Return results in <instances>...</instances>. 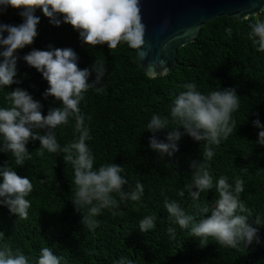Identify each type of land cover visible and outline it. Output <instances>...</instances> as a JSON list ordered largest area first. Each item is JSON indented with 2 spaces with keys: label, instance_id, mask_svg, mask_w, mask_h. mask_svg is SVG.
<instances>
[{
  "label": "trees",
  "instance_id": "16d2710c",
  "mask_svg": "<svg viewBox=\"0 0 264 264\" xmlns=\"http://www.w3.org/2000/svg\"><path fill=\"white\" fill-rule=\"evenodd\" d=\"M21 11L11 6L4 8L0 23L19 25L23 22ZM34 14L40 18L38 35L31 45L17 50L15 79L19 83L0 86V108L10 107L6 96L17 87L40 102L44 115L50 108L60 106L53 96L45 98L47 80L22 58L32 49L71 48L81 69L91 68L96 59H103L106 71L97 86L103 85L105 91L97 93L90 88L79 104L91 137L86 144L94 157V168L118 164L128 181L124 191L134 189L137 181L144 191L140 201L128 200L120 202L119 208L103 209L94 217L98 226L89 229L71 201L74 169L63 160L64 153L43 149L41 156L39 140H30L26 147L31 159L18 166L11 153L0 152V166L11 167L33 184L26 197L31 205L27 219L18 218L7 206L0 205V249L7 245L13 253L19 250L29 264H36L43 247L63 257L61 264H119L122 257L133 264H264V145L256 143L261 129L253 124L259 119L264 125V52L258 51L249 38L250 25L264 20V9L250 19L220 16L207 21L192 42L177 49L172 71L152 78L141 70L137 50L126 43H119L115 49H109L107 44L87 45L76 29L63 22L62 16H57L61 20L57 26L41 9ZM228 28L232 29L231 35L226 32ZM95 76L92 71L89 83ZM185 83H195L203 94L234 88L239 95V107L232 113L236 127L227 139L211 146V160L203 158L207 142L195 141L182 128L184 134L176 142L178 151L172 156H163L149 147L150 137L155 135L166 142L168 132L177 126L170 110L174 97L185 90L181 87ZM153 115L167 117L170 128L156 133L147 130ZM34 131L44 134L46 130ZM53 131L61 147L79 137L72 117ZM193 160L205 164L214 185L222 176L233 188L237 178L243 181L240 200L252 212L248 223L257 228L251 244L225 247L212 237L201 243L191 236V226L182 229L174 218H169L164 206L166 198L178 203L186 215L193 216V222H198L206 215L201 209L211 207L218 197L215 187L201 192L197 200L189 197L186 189L183 197L178 195L192 182ZM113 196L119 201L118 194ZM113 211L117 214L113 215ZM149 215L155 217V227L142 233L139 222ZM256 217L261 224L253 223ZM169 228L174 229V236Z\"/></svg>",
  "mask_w": 264,
  "mask_h": 264
},
{
  "label": "clouds",
  "instance_id": "9594fccd",
  "mask_svg": "<svg viewBox=\"0 0 264 264\" xmlns=\"http://www.w3.org/2000/svg\"><path fill=\"white\" fill-rule=\"evenodd\" d=\"M8 6L22 9L20 15L23 22L19 25L0 23V86L19 83L15 79L18 60L16 52L31 45L38 35L40 18L34 14L37 8L57 26L61 23L57 16H62L63 22L76 29L87 45L107 44L109 49H115L119 43L124 42L132 49H139L141 59L147 57V51L143 48L145 25L142 22L140 0H0V11ZM250 28L249 38L258 46V51L264 52V20H256ZM226 32L231 35L232 29L228 28ZM22 58L47 80L49 87L43 94L45 98L53 96L60 102V106L50 108L47 115H44L40 102L34 100L25 89L17 87L11 90L6 96L10 107L0 108V152L11 153L18 166H23L26 159H31L26 147L30 140H39L42 150L38 154L41 156L43 149L50 153H64L63 160L74 169L72 182L75 191L71 201L75 209L82 213L83 225L94 229L98 226L94 217L103 209L119 208L120 202L128 200L140 201L144 191L140 181L136 182L131 191H124L128 181L121 175L124 169L118 164L94 168V157L86 144L91 137L79 104L88 89L94 88L97 93L105 91L103 85L97 86L106 71L104 60L96 59L91 68L81 69L77 64V54L71 48L32 49ZM155 63L151 62L150 66ZM92 71H95L96 76L89 83ZM181 87L185 90L174 97L170 110L177 126L168 132L166 142L158 140L155 135L150 137L149 147L158 154L170 157L178 151L176 142L187 133L195 141L207 142L203 158L211 160L214 155L211 146L219 145L222 138L227 139L236 127L232 113L239 107V95L234 88L203 94L197 90L195 83H185ZM70 117L75 119V130L79 137L61 147L53 130L58 125L67 124ZM253 124L261 129L256 143L264 145V125H261L259 119L253 121ZM167 128H170L168 118L158 115H153L147 125V130L153 133ZM181 128L184 133L180 131ZM36 129L46 131L41 134L34 131ZM190 168L194 169L192 182L186 184L178 195L183 197L186 189L188 196L197 200L201 192L215 187L218 197L211 207L201 209L206 215L198 222H193V216L186 215L178 203L166 198L164 206L169 218H174L182 229L191 226V236L199 238L201 243L203 239L212 237L225 247L237 248L241 244H251L256 238L257 228L248 223L252 212L240 200V193L244 190L243 181L237 178L233 188L222 176L214 185L205 164L193 160ZM32 190L33 184L27 176L18 175L5 164L0 166V205L7 206L10 213L20 219H27L31 205L26 197ZM113 193L118 194L119 201ZM112 214L117 213L113 211ZM154 220L155 217L151 215L144 217L139 222V230L143 233L153 229ZM253 223L261 224L260 218L256 217ZM168 232L174 236V229L169 228ZM62 260L63 257L55 255L51 248L43 247L36 264H61ZM0 264H29V260L19 250L13 253L5 245L0 249ZM119 264H133V261L122 257Z\"/></svg>",
  "mask_w": 264,
  "mask_h": 264
},
{
  "label": "water",
  "instance_id": "95a60500",
  "mask_svg": "<svg viewBox=\"0 0 264 264\" xmlns=\"http://www.w3.org/2000/svg\"><path fill=\"white\" fill-rule=\"evenodd\" d=\"M263 9L264 0H140L147 51L141 59L136 49L141 70L150 78L166 75L177 63V49L192 42L207 21L220 16L241 20Z\"/></svg>",
  "mask_w": 264,
  "mask_h": 264
}]
</instances>
